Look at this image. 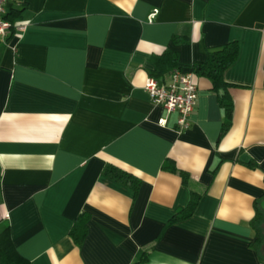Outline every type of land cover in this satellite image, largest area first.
I'll list each match as a JSON object with an SVG mask.
<instances>
[{"label":"crops","instance_id":"0c3cea01","mask_svg":"<svg viewBox=\"0 0 264 264\" xmlns=\"http://www.w3.org/2000/svg\"><path fill=\"white\" fill-rule=\"evenodd\" d=\"M19 1L24 28L0 37V227L17 251L30 264H133L143 252L137 264H263L249 223L264 193V0ZM232 41L226 84L195 73L178 131L146 77L165 51L187 70ZM108 163L140 178L136 194L102 174ZM190 190L194 213L169 223Z\"/></svg>","mask_w":264,"mask_h":264},{"label":"trees","instance_id":"16d2710c","mask_svg":"<svg viewBox=\"0 0 264 264\" xmlns=\"http://www.w3.org/2000/svg\"><path fill=\"white\" fill-rule=\"evenodd\" d=\"M14 1L7 0L6 10L2 16L3 19L9 21L10 23V29L7 35L1 37L2 41L5 43L14 36L16 26L15 21L19 18L22 11L23 3H20L19 0ZM237 53V43L232 41L224 45L222 48L210 52L204 62L195 64L192 68L194 69L195 73L207 77L213 84L225 85L226 83L223 78L224 72L234 62L237 57ZM157 62V68H155L149 75L158 79L160 82L165 83L169 79L171 70L174 67L179 66L177 63L176 54L171 51H165L158 57ZM167 77L168 79L166 80ZM223 106L225 108L226 121L223 122L222 130L225 132L230 125L232 107L230 104H223ZM163 169H167L169 172L178 174L181 177L182 183H187V173L177 169L174 164L168 163V165L163 166ZM102 174L123 185H128L133 189L135 194L137 193L141 183L140 178L135 174L123 170L110 163L103 167ZM262 198H264V193L260 198L255 199V212L249 224L253 229L255 236L251 246L256 251L259 260L264 264V210L259 205V201ZM199 199L200 194L190 190L187 204L184 207L177 209L175 215H173L169 223H173L177 220L191 216L197 207ZM87 219L88 218L85 213H80L75 218L69 230V236L77 246H80L85 238L87 232ZM141 255V258H139L133 264H137L144 260V252L141 253ZM0 264H30L29 260L22 256L13 244L10 236L9 225L7 223L0 227Z\"/></svg>","mask_w":264,"mask_h":264},{"label":"built area","instance_id":"2783aa9c","mask_svg":"<svg viewBox=\"0 0 264 264\" xmlns=\"http://www.w3.org/2000/svg\"><path fill=\"white\" fill-rule=\"evenodd\" d=\"M7 0H0V37L7 35L10 29L9 21L2 18L6 10ZM156 9L150 13L154 16ZM23 25H16L15 31H21ZM152 103L162 105L167 111L177 113L176 127L178 131L187 129L189 116L198 100V87L195 81V72L191 67L183 70L180 66L174 67L167 82L162 83L153 76H147L143 86ZM158 124L164 126L166 118H159Z\"/></svg>","mask_w":264,"mask_h":264}]
</instances>
